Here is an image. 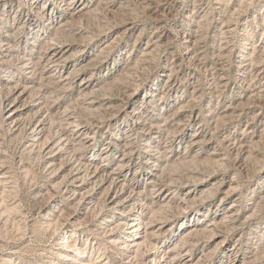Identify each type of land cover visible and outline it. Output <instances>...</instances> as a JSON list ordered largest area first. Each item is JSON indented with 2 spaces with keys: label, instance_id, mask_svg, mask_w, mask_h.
<instances>
[{
  "label": "bare ground",
  "instance_id": "6f19581e",
  "mask_svg": "<svg viewBox=\"0 0 264 264\" xmlns=\"http://www.w3.org/2000/svg\"><path fill=\"white\" fill-rule=\"evenodd\" d=\"M12 1L0 0V138L8 143L4 147L0 140V264H31L29 254L40 264H113L115 256L120 260L114 264H264V222L244 231L264 210V181L253 186L250 205L242 207L244 186L264 168V39L252 42L264 17L261 23L260 13L250 18L247 8L253 3L239 0L231 8V0H216L217 7L193 0L187 27H173V33L172 23L180 26L177 0H145V20L155 24L154 38L141 55L132 60L130 54L121 68L109 66L106 75L95 77L87 70L100 69L117 40L85 62L95 38L110 27L103 24L95 31L89 22L127 4L44 0L40 7V0H17L10 19ZM160 4L171 11H161ZM215 11L224 23L219 29L212 26ZM23 15L29 20L35 15L38 21L12 30ZM139 18L121 23L126 28L116 38L130 32ZM55 19L59 26L52 24ZM180 32L184 35L178 41ZM238 32L243 37L233 57L223 45ZM168 51L173 67L162 94L175 90L182 78L192 90L162 117L153 111L161 101L159 88L143 96L141 104L135 98L148 73L144 70ZM186 65L191 70L185 74ZM230 86L234 89L226 96ZM213 97L219 103L226 99L225 106L198 110L200 102ZM198 116L202 121L176 156L186 128ZM103 138L100 163L96 146ZM15 164H21L25 181H43H31V208L14 194ZM232 167L234 176L223 181ZM187 183L191 187L185 191ZM224 183L221 201L239 195L222 213L212 198ZM189 206L196 208L193 217L185 215L187 220L176 224ZM90 221L97 228L86 227ZM12 223L18 233L10 229Z\"/></svg>",
  "mask_w": 264,
  "mask_h": 264
},
{
  "label": "rangeland",
  "instance_id": "374dc122",
  "mask_svg": "<svg viewBox=\"0 0 264 264\" xmlns=\"http://www.w3.org/2000/svg\"><path fill=\"white\" fill-rule=\"evenodd\" d=\"M43 1L44 0H40L39 1V5L41 7V5L43 4ZM184 0H177V6H176V9H179L178 10V15H176V18L175 20L177 21V23L180 25V26H177L175 23H172V25L170 26V29L172 30L173 33H175L176 31L173 30V27H176V28H180L181 27V24L184 25V27H187L186 26V23H187V20H191V19H187V14L191 13L193 11V3L191 2H194L193 0H185V2L183 3ZM145 2V0H119L118 1V5H120L121 3H123V5H125V7H123V9H120L118 13L114 14V15H108L107 18L105 17V13L104 14H100V16L98 17H95L94 20L92 19L89 23V26L94 29L95 31L97 29L100 28V25H109V29L100 34L98 37L95 38V42L93 44H91L90 46V50L88 51V57H85L84 61H88V59L91 57V56H94V54L100 52L99 50L104 48L107 44H110L113 42V40H117L116 43H114L115 45L111 48L112 50L110 51V53L108 54V56L105 58L106 59V62H104V65L100 68V69H92V70H87L86 74H90L95 72L94 73V76H98V75H106L112 68V66H115V65H118L119 68H121L125 62L127 61V58L128 56L131 54V57L129 59H134L135 57H137L138 55H141L142 53V50H143V47L146 46V43L149 39H152L154 38L156 32L154 33L155 31V24L152 22V21H149V20H145V18H147V14H146V7H147V4L143 3ZM231 8H234L236 6V3L239 2V0H231ZM249 2H252L253 4H250L247 8V13L250 15V18H253L257 13H260L259 15V19H260V23L262 22V18L264 17V0H250ZM248 2V3H249ZM141 3V4H140ZM183 3V4H182ZM205 3H210L211 6L213 7H217L219 6V4H217L216 0H205ZM181 4V5H180ZM235 4V5H234ZM3 5L4 3L3 2H0V17L3 15L1 13V9L3 8ZM54 5H57V4H54ZM128 6V7H127ZM54 7V6H53ZM17 8H18V1L17 0H13L10 7L8 8L7 6V9H8V15H10V19H11V15L15 14L17 11ZM144 8V9H143ZM160 8L162 9L161 11L163 10H170L168 9V6L166 4H160ZM46 11H50L51 9V6L48 5L46 8ZM148 11H150V9L148 8ZM171 11V10H170ZM191 11V12H190ZM259 11V12H258ZM143 12V13H142ZM173 12H176L175 10H173ZM20 13V12H18ZM162 13V12H160ZM215 16L213 21H212V26L216 28H221L224 26V23H223V19L221 18V14L218 12V11H215ZM138 15V16H137ZM197 15V16H196ZM194 15V18L197 20L199 19V13ZM7 16V15H6ZM145 16V17H144ZM103 17V18H102ZM109 17V18H108ZM134 17H140L139 19H136V26L134 28L131 29L130 32H127L124 36H122L121 38H119L120 40H118L116 38L117 34H120L124 28H126V25H122L121 23L123 22H127V20L129 19H133ZM127 18V19H125ZM144 18V19H143ZM96 19V20H95ZM33 20L36 22L38 21L37 19V16H33V19L29 20V17L25 18V15H23L20 19H17V21L14 23V28L12 27V30H16L18 25L22 22H25V25H31L34 27V23ZM56 20V19H55ZM57 20H60L59 18ZM52 23V24H55L57 25L59 23V21H57ZM105 20V21H104ZM141 20V21H140ZM1 21V19H0ZM52 21V20H51ZM103 21V22H102ZM108 21V22H106ZM138 21V22H137ZM144 21V23H143ZM146 21V22H145ZM2 22V21H1ZM12 22V21H11ZM148 22V23H147ZM34 23V24H33ZM51 23V22H50ZM110 23V24H108ZM195 24V21L192 20V22L190 21V24ZM42 24L45 26H49L47 24L46 21L42 22ZM113 24V25H112ZM115 24H117L115 26ZM121 24V25H120ZM148 24V25H147ZM153 24V25H152ZM112 25V26H111ZM146 25V26H145ZM152 25V26H151ZM59 26V24L57 25ZM153 27V28H152ZM28 27L25 28V30H27ZM264 30V25H262L261 27H258L256 29V34L255 36L252 38V42H258L259 40L261 39H264V36L262 37V31ZM142 31V32H141ZM157 31V30H156ZM141 32V34L139 35V33ZM182 32V31H181ZM177 35V38L178 41H180L181 38H183V33H181ZM212 32V31H210ZM245 34V32L243 30L240 31V34ZM154 34V35H153ZM239 32L237 33V35H231L232 37H230L228 40L229 42H227V45L225 46L226 43H224L223 47H227L228 46V50H231L232 49V52H233V57L237 54V50L238 49V45H239V42L241 40V38L243 36H240ZM152 36V37H151ZM180 36V37H179ZM234 36V37H233ZM115 38V39H114ZM105 39V40H104ZM234 39V40H233ZM233 40V41H232ZM112 41V42H111ZM135 42V43H134ZM229 44V45H228ZM176 47L175 48H178L180 45V43L176 42L175 43ZM210 44H208L209 46ZM253 45V44H252ZM252 45H251V48H252ZM94 46V47H93ZM95 48V49H94ZM142 49V50H141ZM180 49V47L178 48ZM92 50V51H91ZM171 51H173L174 49L173 48H170ZM86 53V52H84ZM207 58H209L211 60V57L209 56V53L207 54ZM132 59V60H133ZM209 60V61H210ZM172 56L169 55V51L167 53H165V56L161 57V59H158L157 60H154L150 66L151 70H144V71H147L148 73L144 74L145 75V80L144 82L142 83V85L139 87V89L137 90L136 94V101L138 102V104H141V100L143 98V96L145 95H149V93L152 91V89L154 87H157L160 89V92H159V96L158 97V100L160 101L157 102L159 107L155 110H152L156 113H161L162 114V117H165V116H168L169 114L173 113L176 108L181 104V101L182 99H188L189 98V94H188V98H185V96H187V93H188V90L192 88L190 87H187L186 85V80H184L185 78H182L180 83L178 84V86L176 87V89L174 90H171L167 93H164L162 94V90L164 88V84L165 82L167 81L168 77H169V73L173 67L172 63ZM118 63V64H117ZM111 68H110V67ZM13 68V67H12ZM153 68V69H152ZM190 66L189 65H186L183 69L184 73L186 74L188 71H190L191 69H189ZM17 70V69H16ZM186 70V71H185ZM144 73V72H143ZM142 73V74H143ZM4 74V72H2V75ZM143 75V76H144ZM202 87H205L204 85ZM232 86H230V88H228L225 92V95H230L232 94ZM175 93V94H174ZM144 94V95H143ZM183 95V96H182ZM160 97V98H159ZM162 97V98H161ZM181 97V98H180ZM180 99V100H179ZM213 100H211V102L209 101H202L200 102V106H198V110L200 111L201 108L202 110L204 111V113H207V106L208 108H211V107H214V106H225L226 104V99H224L223 101L220 100V103H219V99L218 97H213L212 98ZM210 103V104H209ZM167 104H172L170 107L168 108H165L167 106ZM164 106V107H163ZM177 106V107H176ZM163 107V108H162ZM197 110V112H199ZM159 117V116H157ZM202 121V117L201 116H198L195 118V120L192 122V124L186 128L185 130V133H186V137L185 139L182 140V142L178 145V149L175 150V154L176 156L179 155L180 153H183L185 151V147H186V143L188 141L189 138L192 137L193 133L197 130V126H198V123ZM105 131V129H103ZM230 130H234V128L231 129L230 127ZM242 130H240L241 132ZM104 133V132H103ZM2 138H0L1 140ZM107 139L103 138L102 140H100L96 146V151L97 153L99 154V158H98V162H102L103 161V158H102V154H101V147H103L105 145V141ZM2 142H3V146L4 147H7L6 144H8L7 142H4L3 139H2ZM216 141L213 139L212 141V146L215 145ZM212 146L209 148L211 149ZM8 148V147H7ZM212 150V149H211ZM9 152V155L7 154L8 158L7 160L10 161V153L12 152L11 149L8 150ZM174 153H171L170 156H172ZM19 156H20V153H18L17 155H15V158L17 162H20V159H19ZM22 164V162H21ZM21 164H15V168H13V170L16 172V177L14 180H18L16 181L15 185H16V192H14L15 195H17V198L20 199L19 201L22 202V205L26 208H31V203L28 199V190H29V187L31 185L32 182L36 181V179H39L38 177L34 178V180L32 181L31 179H27L25 181V176H24V173L22 172L21 169H19L18 165H21ZM33 165V164H32ZM251 167V170L256 166V164L251 163L250 164ZM255 165V166H254ZM112 166H115V164ZM249 166V165H248ZM248 166H247V169H248ZM254 166V167H253ZM137 168V164L134 165V167L132 168V172H134ZM233 169V170H232ZM232 169H229V171L226 173V175L223 177L222 175H218L219 178L223 177L222 180L227 182L229 181L230 178H232L234 176V172H235V168L232 167ZM246 169V170H247ZM237 170V169H236ZM246 170H243V172H245ZM263 173L264 175V168L262 170V172L257 176V178L250 184H248V186H244L243 188V191L244 193L247 194V197L244 198V200L242 201V207H246L247 205H250V202H251V199H249V192L253 189V186L255 185H259V183L263 182L264 179L263 178H260L262 177L261 174ZM18 175V176H17ZM245 175V174H244ZM243 175V176H244ZM25 177V178H24ZM244 179V178H243ZM243 179L241 181H243ZM29 180V181H28ZM41 184H43V181H41V179H39ZM32 181V182H31ZM215 180H212V182H214ZM258 183V184H256ZM187 186L184 187L183 190H187L191 187V184L187 183L186 184ZM227 188V184H222L220 190L218 193H216L213 198H212V201H213V204L212 206H218V209L219 211H221L222 213H224L227 208L229 207V205L232 203V200L239 195V191L236 192V194H234V196L232 198H229L227 200H223L221 201V197L223 196V191ZM17 193V194H16ZM13 194V195H14ZM249 196V197H248ZM12 198V196L10 197ZM59 199V197H58ZM16 199H13L11 200V202H14ZM18 201V202H19ZM10 202V203H11ZM17 202V203H18ZM210 204V203H209ZM216 204V205H215ZM210 205H206V207H209ZM206 207H204V209H201L200 210V214L202 215L205 211H206ZM216 208V207H215ZM195 210L196 208L194 206H189V208H185L183 210V212H180L179 214V218L176 220V224L177 223H181L182 220L186 221L187 219L186 218H192L193 217V214H195ZM244 210V208L242 209V211ZM250 212V211H249ZM86 214H82V217H86L85 216ZM185 215H188V217L186 218H183ZM203 216V215H202ZM20 219V218H18ZM91 219V218H90ZM101 220V219H100ZM263 221L264 222V210H261V212L259 213V216L257 219L253 220L254 221V224L250 225V228H245V232L246 231H251L252 229V226H255V223L257 221ZM261 221V222H262ZM97 222V221H96ZM98 223V222H97ZM90 221V223H87L85 226L86 227H96V224H94ZM191 224V222H190ZM11 226L13 227H10V229L14 232V233H18V231H16L15 229L17 228H14V223L11 224ZM248 226V225H247ZM246 226V227H247ZM94 227V228H95ZM88 230H86L87 232ZM180 231V230H179ZM242 230H238L235 232V234L232 236V241L230 242V244L233 242V240L239 236V234L241 233ZM179 233V232H178ZM245 235H248V234H245ZM253 237V235H251ZM93 237V236H91ZM87 239V237H84V241ZM247 240L250 242V240L247 238ZM252 241L254 240V237L251 239ZM257 240V239H256ZM251 243V242H250ZM34 245H38V243H35ZM112 254V253H111ZM29 256H31V260L29 263H33V264H40V261H35L36 259H34V256L35 255H31L29 254ZM116 259L115 261L117 262L118 260H120V256H115ZM225 260L227 261L228 258L227 257H224ZM33 259V260H32ZM118 259V260H117ZM128 260V259H126ZM116 262H113L116 263ZM31 263V264H32Z\"/></svg>",
  "mask_w": 264,
  "mask_h": 264
}]
</instances>
